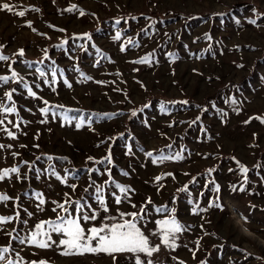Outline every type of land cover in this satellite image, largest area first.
<instances>
[{
  "label": "rangeland",
  "instance_id": "374dc122",
  "mask_svg": "<svg viewBox=\"0 0 264 264\" xmlns=\"http://www.w3.org/2000/svg\"><path fill=\"white\" fill-rule=\"evenodd\" d=\"M4 3L0 76H18L0 81V105L16 109L0 111V172L19 171L0 180V217H13L0 264H264V0ZM77 201L99 213L85 230L138 213L159 251L63 255L57 233L48 248L27 242ZM173 218L174 248L157 223Z\"/></svg>",
  "mask_w": 264,
  "mask_h": 264
},
{
  "label": "snow or ice",
  "instance_id": "6c2138e0",
  "mask_svg": "<svg viewBox=\"0 0 264 264\" xmlns=\"http://www.w3.org/2000/svg\"><path fill=\"white\" fill-rule=\"evenodd\" d=\"M75 7V6H74ZM0 8L12 11V8L9 4L4 3L0 5ZM38 10V9H37ZM19 16H24L25 12L20 11L17 13ZM84 15L83 11L80 13ZM29 26H31V22H28ZM255 23V21H252ZM62 31V30H61ZM87 35V34H85ZM118 38V37H117ZM131 43V41H130ZM23 49L19 50V55H23ZM8 57L0 55V60H7ZM138 63H144L146 60L142 58ZM42 76L43 72L40 73ZM55 74V73H53ZM18 76V74L13 71L11 77L9 76H0V81L8 82L10 79H14ZM70 86V85H69ZM9 100H11V93H5ZM29 95L35 96V93L29 89ZM48 102L45 101V104ZM186 103V102H185ZM62 107V106H60ZM0 111L6 113L15 112V107H6L4 105H0ZM48 109H41V112L47 113ZM71 111V110H68ZM68 117L65 116V119ZM43 122V121H42ZM264 123V119L261 120ZM0 124H3V120H0ZM77 127H81L80 124L76 125ZM16 127H19L17 124ZM9 136H13L14 134L9 132ZM3 147V145H0ZM170 147V146H169ZM151 156V153H148ZM91 159V158H90ZM163 159H182L180 155H176L175 157H161ZM155 162V161H154ZM241 170L247 172L246 168L241 166ZM19 170L17 168L5 169L0 172V180L4 179L9 175V172L16 173ZM212 170L210 169L209 172ZM168 175H171L170 173ZM59 178V177H58ZM157 180H160L161 177H157ZM75 188V185L72 186ZM119 188L121 193L127 191V189L122 185H116ZM97 192H101L100 188H97ZM39 199V195L37 196ZM10 199L5 194H0V201H5ZM97 201L102 206V210L104 212L108 211L107 206L105 205V201L102 196H97ZM121 202V198L119 196L116 197V203L119 204ZM150 202V201H149ZM43 199H40V204H43ZM69 203V201H65V204ZM65 204H59L58 207L66 213L65 216H58L55 221H42L40 224L36 225V230L31 234V237L28 239V243L36 245L40 248H48L51 245L49 241L51 240V234L57 233L61 234L63 239L59 241V245L63 246L64 251L61 253L63 255H84V254H99L104 253L108 255H113L115 253H144L148 257H151L153 253L159 251V246H150L148 237L145 236L141 230L137 227L136 218L139 216L138 213H121V221L113 222V223H103L99 227L92 226L91 228L85 230V228L80 223L83 221H95L99 215L98 211L95 209H90L91 214L88 211H85L86 208H90V206L81 204L79 201L75 202L74 212L75 215H69V209L65 207ZM55 211V209H53ZM144 210L141 209V212ZM159 211V209H158ZM129 215L132 216V220L123 219V216ZM13 217H0V223L10 222ZM105 219L115 221V217H106ZM160 225V230L162 232V243L169 247H176L175 239L176 234L182 231L181 225L173 218V219H165L157 222ZM45 225H47V229L45 230ZM41 237H46V239H42ZM95 242V244L93 243ZM9 249L7 247L0 248V260L4 259L3 253L8 252ZM12 264V262H10ZM35 264V262H33ZM39 264H46L45 261H40ZM136 264H144L143 261L140 260L139 256L136 257ZM147 264H152L151 260L147 262Z\"/></svg>",
  "mask_w": 264,
  "mask_h": 264
}]
</instances>
